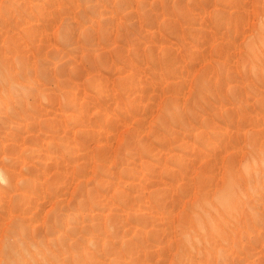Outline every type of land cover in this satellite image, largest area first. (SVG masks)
I'll return each mask as SVG.
<instances>
[{
  "label": "rangeland",
  "instance_id": "374dc122",
  "mask_svg": "<svg viewBox=\"0 0 264 264\" xmlns=\"http://www.w3.org/2000/svg\"><path fill=\"white\" fill-rule=\"evenodd\" d=\"M0 264H264V0H0Z\"/></svg>",
  "mask_w": 264,
  "mask_h": 264
},
{
  "label": "bare ground",
  "instance_id": "6f19581e",
  "mask_svg": "<svg viewBox=\"0 0 264 264\" xmlns=\"http://www.w3.org/2000/svg\"><path fill=\"white\" fill-rule=\"evenodd\" d=\"M231 183H232V182H231ZM231 183H230V184H231ZM233 184H234V183H233ZM231 185H232V184H231ZM228 188H229V187H228ZM232 188H233V187H231L230 189L232 190ZM223 189H224V188H223ZM222 191H223V190H222ZM224 192H226V191H224ZM224 192H223V193H224ZM227 192H229V191H227ZM229 193H230V192H229ZM219 194H221V193H219ZM219 194H218V195H219ZM226 194H228V193H226ZM218 195H217V196H218ZM222 195H223V194H222ZM219 196H220V195H219ZM225 196H226V195L224 194V195L221 196L219 199H222V200H223L222 202H224V203L227 204V203H228L227 200H229V198H225ZM227 197H228V196H227ZM226 199H227V200H226ZM233 201H234V200H233ZM219 203H220V202H219ZM197 205H198V204H197ZM221 205H222V204H221ZM223 205H224V206H227V205H225V204H223ZM223 205H222V206H223ZM198 222H199V221H198ZM211 223H212V222H211ZM199 226H200V225H199Z\"/></svg>",
  "mask_w": 264,
  "mask_h": 264
}]
</instances>
